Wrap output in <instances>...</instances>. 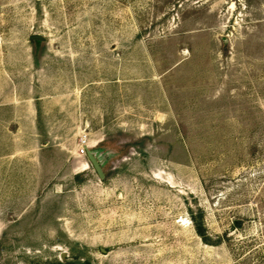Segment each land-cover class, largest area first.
<instances>
[{
	"label": "rangeland",
	"instance_id": "1",
	"mask_svg": "<svg viewBox=\"0 0 264 264\" xmlns=\"http://www.w3.org/2000/svg\"><path fill=\"white\" fill-rule=\"evenodd\" d=\"M0 264H264V0H0Z\"/></svg>",
	"mask_w": 264,
	"mask_h": 264
},
{
	"label": "water",
	"instance_id": "2",
	"mask_svg": "<svg viewBox=\"0 0 264 264\" xmlns=\"http://www.w3.org/2000/svg\"><path fill=\"white\" fill-rule=\"evenodd\" d=\"M33 39L42 41L45 38L40 35H34ZM85 153L89 161L95 168L96 172L99 174L101 178H103L104 177V172H103V167H102L103 160L101 159V157L98 155V153L95 150L90 149L89 146H85Z\"/></svg>",
	"mask_w": 264,
	"mask_h": 264
},
{
	"label": "trees",
	"instance_id": "3",
	"mask_svg": "<svg viewBox=\"0 0 264 264\" xmlns=\"http://www.w3.org/2000/svg\"><path fill=\"white\" fill-rule=\"evenodd\" d=\"M197 232L199 233V235L205 240V234L203 229L201 228V226L199 224H197Z\"/></svg>",
	"mask_w": 264,
	"mask_h": 264
},
{
	"label": "built area",
	"instance_id": "4",
	"mask_svg": "<svg viewBox=\"0 0 264 264\" xmlns=\"http://www.w3.org/2000/svg\"><path fill=\"white\" fill-rule=\"evenodd\" d=\"M84 143H85V142H84ZM81 152H82V153H85V147H82V148H81Z\"/></svg>",
	"mask_w": 264,
	"mask_h": 264
},
{
	"label": "flooded vegetation",
	"instance_id": "5",
	"mask_svg": "<svg viewBox=\"0 0 264 264\" xmlns=\"http://www.w3.org/2000/svg\"><path fill=\"white\" fill-rule=\"evenodd\" d=\"M104 172V171H103Z\"/></svg>",
	"mask_w": 264,
	"mask_h": 264
}]
</instances>
